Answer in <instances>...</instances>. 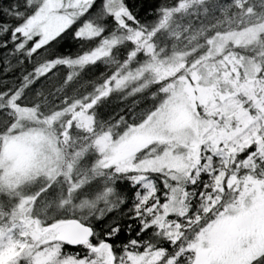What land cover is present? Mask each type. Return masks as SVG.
I'll use <instances>...</instances> for the list:
<instances>
[{"label": "snow or ice", "instance_id": "snow-or-ice-1", "mask_svg": "<svg viewBox=\"0 0 264 264\" xmlns=\"http://www.w3.org/2000/svg\"><path fill=\"white\" fill-rule=\"evenodd\" d=\"M0 264H264V0H0Z\"/></svg>", "mask_w": 264, "mask_h": 264}, {"label": "trees", "instance_id": "trees-1", "mask_svg": "<svg viewBox=\"0 0 264 264\" xmlns=\"http://www.w3.org/2000/svg\"><path fill=\"white\" fill-rule=\"evenodd\" d=\"M157 2H158V0H157Z\"/></svg>", "mask_w": 264, "mask_h": 264}]
</instances>
